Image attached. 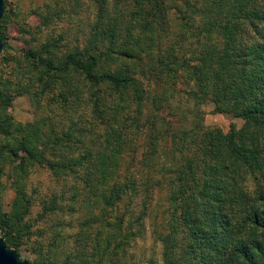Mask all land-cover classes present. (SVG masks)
<instances>
[{
	"label": "trees",
	"instance_id": "1",
	"mask_svg": "<svg viewBox=\"0 0 264 264\" xmlns=\"http://www.w3.org/2000/svg\"><path fill=\"white\" fill-rule=\"evenodd\" d=\"M145 1L150 7L133 26L97 31L58 60L44 44L39 52L24 54L22 72L12 69L18 92L34 99L56 89L66 101L70 76L94 91L104 88L107 101L96 92L88 98L101 127L100 141L93 142L97 151L85 147L72 161L53 160L55 146L69 149L71 133L56 136L49 130L42 138L37 121L20 124L2 114L9 80L0 79V136L13 141L0 144V161L11 165L14 192L8 211L0 209L1 239L15 251L26 236L21 217L30 199L23 180L37 164L72 178V184L51 191L41 208L44 214L82 212L75 264H115L116 253L142 237L156 193L162 196L163 217L151 234L161 264H264V0H170L183 32L164 48L160 20L169 8L160 0ZM6 7L3 0L2 49ZM187 39L197 48H184ZM14 63L18 67L17 59ZM150 78L165 88L149 96ZM181 78L190 81L186 97L197 107L191 121L180 116L187 126L171 132L156 113L168 103L164 91ZM205 104L213 114L240 119L241 127L222 132L204 126L198 107ZM139 135L147 145L135 162L133 141ZM158 137L168 139L167 152ZM52 236L59 241L58 232Z\"/></svg>",
	"mask_w": 264,
	"mask_h": 264
},
{
	"label": "rangeland",
	"instance_id": "2",
	"mask_svg": "<svg viewBox=\"0 0 264 264\" xmlns=\"http://www.w3.org/2000/svg\"><path fill=\"white\" fill-rule=\"evenodd\" d=\"M161 1L169 8L168 16L163 15L160 20L161 28L165 29L162 33V37L164 36L162 48H164L172 42L175 35L182 33L183 30L182 26H179L181 21L177 19L180 14H173L174 3L170 6V0ZM6 4L8 17L4 24L5 46L0 53V79L7 78L9 86L6 100L8 105L2 109L0 107L2 114L20 124L37 121L42 138L49 130L57 136L68 129L71 138L66 146L69 149H62L60 145L55 146L52 149L56 153L52 157L55 161L61 159L72 161L85 147H91L93 152L97 151V143L93 142L95 138H98L96 142L100 141L101 127L94 121L88 98L92 92H96L102 100L107 101L109 97L104 88L94 91L93 88L84 85L79 78L70 76L66 82L71 92L67 95L66 101L57 96L56 89L42 94L39 99H34L24 92H18L12 69L17 68V71L22 72V68L26 67L22 60L24 54L37 53L44 44L52 46L47 54L58 60L73 46L80 49L84 45V40L97 31L111 30V27L122 30L124 25L133 26L140 21L144 9L149 8L150 5L145 0H6ZM192 42L188 39L183 40L181 45L185 46L184 48L189 45L191 48L196 47ZM3 54L10 57L7 62L2 61ZM43 56H46V53ZM15 59L18 60V67H15ZM104 70H109L106 65L103 67ZM29 75L32 73L26 74L25 77ZM19 78L17 76L16 81ZM18 81L25 83L23 79ZM148 85L146 89L149 96L153 91L158 92L160 88L166 86L161 80L152 83L151 78ZM190 88V81L181 78L164 91L168 103L160 105L161 110L156 114L170 124L171 132L187 126L189 121H184L181 115L187 120L193 119L192 114L197 106L193 100L186 97V92ZM3 102H0V106ZM198 109L202 112V124L206 127H214L226 132L230 126L237 129L242 125V121L238 118L227 114H213L210 104L200 105ZM157 139L161 140L162 152H167L168 139L166 138V141L159 137ZM145 140L147 139L144 135H139L133 141L136 150L135 162L139 160L141 152L145 151L147 145H144ZM6 142L13 143L10 139L0 136V144ZM21 152L20 149L17 150L20 156ZM126 162L122 163L120 172L124 170ZM16 165L15 160L12 166ZM10 167L8 162L0 161V209L4 212L8 211L14 196L13 190L9 187ZM63 174L65 173L56 176L48 169L33 164L28 167L24 177L23 188L30 199V205L27 203L28 207L22 212L24 214L21 217V223L28 227V231L26 236L21 238V245L15 249V252L19 259L27 261L28 264H46L47 260H52L51 264H75L76 242L79 244L78 240L83 236H80L78 226L84 220V217H81L82 212L75 211L69 214L64 211L63 214H44L41 208V202L48 201L47 197L51 191H57L61 185L68 186L73 183L71 176ZM151 202L154 210L145 219L142 237L135 242H130L122 253H116L113 257L115 264H161L160 246L151 234L153 227L159 226L163 217L161 193H156ZM93 227L94 225L87 231L92 232ZM53 232L59 233V241L52 238ZM51 243L53 245L50 246ZM66 256H68L67 261L64 260Z\"/></svg>",
	"mask_w": 264,
	"mask_h": 264
},
{
	"label": "water",
	"instance_id": "3",
	"mask_svg": "<svg viewBox=\"0 0 264 264\" xmlns=\"http://www.w3.org/2000/svg\"><path fill=\"white\" fill-rule=\"evenodd\" d=\"M3 14V0H0V18ZM3 44L0 42V53ZM0 264H28L27 261L19 259L18 254L10 248H6L4 242L0 238Z\"/></svg>",
	"mask_w": 264,
	"mask_h": 264
}]
</instances>
